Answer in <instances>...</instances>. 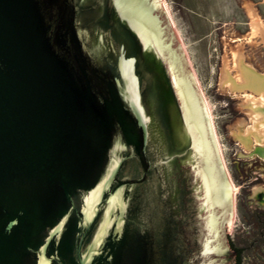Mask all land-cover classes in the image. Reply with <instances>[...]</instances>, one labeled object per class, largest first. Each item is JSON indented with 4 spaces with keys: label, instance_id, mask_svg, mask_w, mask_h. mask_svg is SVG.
Instances as JSON below:
<instances>
[{
    "label": "water",
    "instance_id": "obj_1",
    "mask_svg": "<svg viewBox=\"0 0 264 264\" xmlns=\"http://www.w3.org/2000/svg\"><path fill=\"white\" fill-rule=\"evenodd\" d=\"M124 34L165 64L202 187L204 251L226 248L233 188L162 0H0V264H184L155 252L150 229H126L124 143L144 145L149 118Z\"/></svg>",
    "mask_w": 264,
    "mask_h": 264
},
{
    "label": "flooded vegetation",
    "instance_id": "obj_2",
    "mask_svg": "<svg viewBox=\"0 0 264 264\" xmlns=\"http://www.w3.org/2000/svg\"><path fill=\"white\" fill-rule=\"evenodd\" d=\"M153 10L157 11L154 7ZM123 37L135 58L139 97L149 118L146 143H124L126 160L122 162L117 180L125 187L127 231L131 229L138 236L141 229H150L155 252L168 253L174 257L173 263L183 257L184 264H264L262 193L257 194V203H235L233 206V219L237 224L247 225L249 231L243 232L241 226L242 229L237 228L232 239L226 242V248L220 243L214 252L204 251L207 233L200 203L202 187L196 177L191 139L170 77L162 59L152 48L138 52L129 37L126 34ZM254 151L249 152V156L264 163V149L260 155ZM150 194L154 207L152 214L145 218L142 214L144 198ZM160 205L166 215L161 214ZM69 218L75 220L72 214ZM226 219L227 212L220 221V234ZM228 219L231 220L232 216ZM27 221L41 223L45 220L39 217ZM177 233L184 236L185 254L181 252V242H177ZM245 236L249 239L246 240ZM30 239L25 248L33 257L35 243L40 244L43 238L40 236L36 242ZM49 255L47 253L45 257Z\"/></svg>",
    "mask_w": 264,
    "mask_h": 264
},
{
    "label": "rangeland",
    "instance_id": "obj_3",
    "mask_svg": "<svg viewBox=\"0 0 264 264\" xmlns=\"http://www.w3.org/2000/svg\"><path fill=\"white\" fill-rule=\"evenodd\" d=\"M162 5L208 111L217 150L233 188V206L257 203L258 193L264 200V163L249 156L256 146L264 148V142L245 149L234 136L253 127L244 105L250 91L232 94L221 81L226 71L230 77L236 76L231 65L234 52H239L244 66L264 76V0H162ZM241 226L233 219L229 234H224L226 242L237 228L249 231L247 225Z\"/></svg>",
    "mask_w": 264,
    "mask_h": 264
},
{
    "label": "bare ground",
    "instance_id": "obj_4",
    "mask_svg": "<svg viewBox=\"0 0 264 264\" xmlns=\"http://www.w3.org/2000/svg\"><path fill=\"white\" fill-rule=\"evenodd\" d=\"M251 28L253 31L252 34H255L257 32L255 31L256 27L254 28L252 26ZM231 65L237 72L236 76L230 77L226 71L223 73V79L221 81L222 85L226 84L225 90L232 94H238L245 90L250 91V94L245 97L244 105L248 110L247 112L251 118L250 121H252L253 127L244 133H240L239 131V133L234 135L241 146L245 149H250L251 144L256 143L261 145L264 142V76H260L254 70L244 66L239 52L232 54ZM263 149L262 147L256 146L254 152L260 155Z\"/></svg>",
    "mask_w": 264,
    "mask_h": 264
}]
</instances>
